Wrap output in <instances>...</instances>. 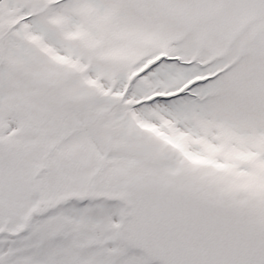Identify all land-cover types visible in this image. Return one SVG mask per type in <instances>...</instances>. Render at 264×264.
<instances>
[{
  "label": "snow or ice",
  "instance_id": "6c2138e0",
  "mask_svg": "<svg viewBox=\"0 0 264 264\" xmlns=\"http://www.w3.org/2000/svg\"><path fill=\"white\" fill-rule=\"evenodd\" d=\"M0 264H264V0H0Z\"/></svg>",
  "mask_w": 264,
  "mask_h": 264
}]
</instances>
